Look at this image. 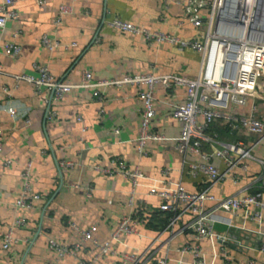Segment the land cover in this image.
I'll list each match as a JSON object with an SVG mask.
<instances>
[{
  "label": "crops",
  "instance_id": "obj_1",
  "mask_svg": "<svg viewBox=\"0 0 264 264\" xmlns=\"http://www.w3.org/2000/svg\"><path fill=\"white\" fill-rule=\"evenodd\" d=\"M176 1L182 0H13L11 8L18 18L8 20L0 30V103L24 111L28 122L0 110V127L4 130L0 152V233L7 231L17 215L25 221L14 227L18 240L10 247L4 249L0 240V264L50 263L54 253L48 248V238L70 246L78 241L80 235L71 228V222L82 229L95 224L94 238L99 243L109 241L115 249L99 254L91 241H85L78 256L83 260L97 256V264H130L123 263L125 253L138 255V264H151L161 257H166L168 264H191L192 254L180 251L184 245H197L205 264H264V255L258 251L264 240V209L260 219L250 218L242 208L218 211L231 223L214 225V231L224 235V242L195 238L193 230L183 228L193 219L191 213H184L176 222L174 231H183L172 237L169 230H164L167 214L159 210L160 199L148 194L146 180H140L131 197L130 179L94 168L110 167L112 159H120L129 169L178 181L186 191L196 192L207 185L208 176L201 172L193 175L190 164L209 163L223 170L225 163L214 150L221 143H240L243 148H251L250 156L241 159L208 192L216 197L258 193L264 201V138L254 144L256 134L237 121L217 118L191 139L206 158L190 151L178 152L175 143L180 123L172 116V109L183 103L186 88L182 85L167 89L157 84L151 129L163 138L147 140L145 154L141 155L136 147L142 110L137 85L101 87L100 98L93 96L90 88L77 87L55 99L48 89L37 91L32 84L13 77L37 75L34 63L45 65L55 78L70 83H79L83 70L91 71L94 80L119 79L135 73L196 76L203 65L202 54L196 49L147 42L140 34L108 24L111 18H118L181 39L202 41L204 27H194ZM60 4H71L73 10L62 16L59 25H54ZM14 31H18L17 36L12 35ZM43 34L56 40L58 46H42ZM10 41L21 47L15 58L3 52ZM71 42L75 45L65 48ZM260 91L246 105H231L225 113L264 118V95ZM77 115L82 121L76 119ZM198 122H203L201 116ZM61 161L72 165L62 166ZM28 164L30 192L41 197L31 208L15 211L13 203L22 189V172ZM89 187L93 190L89 191ZM213 205L207 200L204 209ZM253 209L256 207L250 205L249 210ZM127 214L140 221L137 233L111 240L117 221ZM61 264H75V259L66 256Z\"/></svg>",
  "mask_w": 264,
  "mask_h": 264
},
{
  "label": "built area",
  "instance_id": "obj_2",
  "mask_svg": "<svg viewBox=\"0 0 264 264\" xmlns=\"http://www.w3.org/2000/svg\"><path fill=\"white\" fill-rule=\"evenodd\" d=\"M76 1V0H72ZM43 3L44 0H38ZM224 0H182L176 1V4L183 8L184 13L188 16L190 23L196 27H204L203 40H185L174 35L150 30L129 21H123L118 18H111L108 24L121 31H128L140 34L147 42H168L182 49L192 47L202 54L203 65L201 71L193 77H183L176 74H154V73H135L125 75L119 79H98L94 80L89 70H83L79 83L65 82L55 78L46 68L45 65L33 64L37 75L20 74L13 75L16 80L32 84L37 91L46 88L50 91L55 99L61 98L74 88H90L93 96L100 98V88L116 85H137L140 87L139 98L142 103L140 115V130L136 139V147L139 154H145V143L147 140L162 139V135L153 132L151 123L155 116L154 108V90L157 84L163 85L167 89L177 86H185V99L183 103L175 105L172 109V116L179 121L180 131L176 138L175 149L180 153L187 151L203 155L196 143L191 139L198 136L201 128L207 123L217 118H227L237 121L241 127L249 132L256 134L257 138L254 144H257L264 138V118H256L253 115L234 117L228 115L225 111L229 106H244L248 101L261 93L264 95V40L252 39L247 36L248 29L253 26V32L264 37V3L261 11L255 19V10L257 0H236L231 6L230 19L235 18L237 23L232 22L230 25L241 28V35L234 36L219 33L216 30L218 12L223 5ZM13 0H3L0 3V30H3L8 20L18 18L17 12L11 8ZM73 10L71 4H60L58 11L53 18V24L59 25L63 15L70 14ZM18 31L12 33L17 36ZM98 40V39H97ZM42 46L53 49L58 46L56 40H52L47 34L41 37ZM75 42L65 45V48L74 46ZM4 54L10 58L17 57L21 52V47L14 41L4 45ZM1 72V65H0ZM3 91L8 94L6 87ZM0 110L6 111L12 118L22 117L28 122L26 113L21 112L14 105L0 103ZM203 118L199 123L198 118ZM76 119L82 121V117L77 115ZM3 128L0 127V152L2 151ZM213 142L219 143L216 139ZM253 144V145H254ZM251 148H243L240 143H221V147L214 150V154L221 158L225 167L218 170L209 163H192L190 164L191 173L196 175L198 172L208 176L207 185L196 192H188L178 181L171 179L155 178L145 175L139 169H129L120 159H112L110 167H101L96 165L94 168L108 174L119 173L130 179L132 184L131 197L134 188L139 185L140 180H146L148 194L157 196L160 199L159 210L168 214L164 230H169L172 237L183 231L179 229L174 231L173 227L184 213L193 214V219L183 228L193 230L195 238L209 237L212 242H224L223 234L214 231L216 223H224L231 226L230 219L221 217L218 211L234 212L242 208L245 214L252 219H260L261 211L264 209V201L260 194H250L241 197L225 196L216 197L209 193L208 190L216 183L222 181L232 168L239 164L243 158L250 156ZM235 153L236 156H232ZM5 163H9L6 161ZM60 165L71 166L70 161H61ZM167 171H165L166 173ZM23 185L18 193L13 209L21 211L33 206L34 201L41 196L37 193H31L30 164L22 172ZM89 191L93 188L89 187ZM210 200L214 202L213 208L204 209V202ZM254 205L256 209L249 210V206ZM24 218L17 215L7 229L0 233L2 247L7 249L18 239L14 236V227L24 224ZM136 218L131 214L122 216L116 223L112 233L111 240H118L121 235H130L137 233ZM72 229L80 235L78 241L73 245H67L59 242L54 238H48V248L54 253V259L48 264H61L66 256L75 259V264H97V256L83 260L78 256L79 250L85 241H91L99 250V254L115 252L110 242L99 243L93 236L97 230L95 224L87 229H82L75 223H70ZM223 250L224 247L220 246ZM181 252H190L193 256L191 264H205L204 257L197 245H184ZM258 251L264 255V240L260 244ZM140 257L133 253L123 254V263L138 264ZM151 264H168L166 257H161Z\"/></svg>",
  "mask_w": 264,
  "mask_h": 264
},
{
  "label": "water",
  "instance_id": "obj_3",
  "mask_svg": "<svg viewBox=\"0 0 264 264\" xmlns=\"http://www.w3.org/2000/svg\"><path fill=\"white\" fill-rule=\"evenodd\" d=\"M235 0H224L223 5L221 9L218 12V18L216 22V30L219 33L222 34H228V35H234L238 36L241 35V28H237L235 26L230 25L232 22L231 20L233 19L234 23H237L235 18L230 19V11H231V6L234 3ZM264 0H257L256 3V10H255V19L258 17L261 8L263 7ZM253 26H250L248 29L247 36L252 39H260L264 40V37H261L257 35L256 33L253 32Z\"/></svg>",
  "mask_w": 264,
  "mask_h": 264
},
{
  "label": "trees",
  "instance_id": "obj_4",
  "mask_svg": "<svg viewBox=\"0 0 264 264\" xmlns=\"http://www.w3.org/2000/svg\"><path fill=\"white\" fill-rule=\"evenodd\" d=\"M167 219H168V214H167ZM166 222H167V220H166Z\"/></svg>",
  "mask_w": 264,
  "mask_h": 264
},
{
  "label": "bare ground",
  "instance_id": "obj_5",
  "mask_svg": "<svg viewBox=\"0 0 264 264\" xmlns=\"http://www.w3.org/2000/svg\"><path fill=\"white\" fill-rule=\"evenodd\" d=\"M235 2H236V0H235ZM235 2H234V3H235Z\"/></svg>",
  "mask_w": 264,
  "mask_h": 264
}]
</instances>
